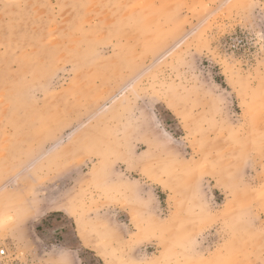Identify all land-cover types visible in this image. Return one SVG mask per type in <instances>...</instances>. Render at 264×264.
Wrapping results in <instances>:
<instances>
[{
    "label": "rangeland",
    "instance_id": "1",
    "mask_svg": "<svg viewBox=\"0 0 264 264\" xmlns=\"http://www.w3.org/2000/svg\"><path fill=\"white\" fill-rule=\"evenodd\" d=\"M0 264H264V0H0Z\"/></svg>",
    "mask_w": 264,
    "mask_h": 264
},
{
    "label": "built area",
    "instance_id": "2",
    "mask_svg": "<svg viewBox=\"0 0 264 264\" xmlns=\"http://www.w3.org/2000/svg\"><path fill=\"white\" fill-rule=\"evenodd\" d=\"M3 254H4V250L0 249V255H3Z\"/></svg>",
    "mask_w": 264,
    "mask_h": 264
}]
</instances>
